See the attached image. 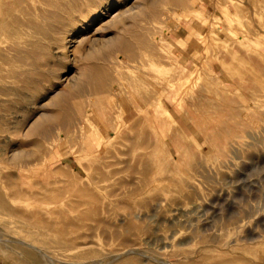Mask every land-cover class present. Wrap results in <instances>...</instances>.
<instances>
[{"label":"rangeland","instance_id":"1","mask_svg":"<svg viewBox=\"0 0 264 264\" xmlns=\"http://www.w3.org/2000/svg\"><path fill=\"white\" fill-rule=\"evenodd\" d=\"M11 1L0 0V189L20 193L17 208L75 226L53 238L0 221V264L42 257L23 239L45 264H264V0ZM101 79L103 91L92 89ZM158 94L186 132L198 130L187 149L148 115L132 133ZM53 113L68 120L29 132ZM118 119L125 135L115 137ZM12 151L44 158L5 162ZM147 176L161 181L133 199ZM192 200L201 208L180 216Z\"/></svg>","mask_w":264,"mask_h":264},{"label":"bare ground","instance_id":"2","mask_svg":"<svg viewBox=\"0 0 264 264\" xmlns=\"http://www.w3.org/2000/svg\"><path fill=\"white\" fill-rule=\"evenodd\" d=\"M16 1H25V0H12L11 2H16ZM51 1H55V2H57V0H51ZM50 1V2H51ZM82 2L84 1V2H86V1H89V0H81ZM173 1H180V0H173ZM83 2V3H84ZM53 3V2H52ZM183 3H184V1H183ZM54 4V3H53ZM60 4L62 5V6H64L65 5V3H63V1H61L60 2ZM256 5V4H255ZM260 6V5H259ZM57 7V6H56ZM248 7V6H247ZM1 12H4V9H5V6L3 5V6H1ZM13 9V8H12ZM61 10H63V9H61ZM28 13V12H27ZM30 14V13H29ZM33 14V13H32ZM55 15V14H54ZM186 15V14H185ZM47 16V15H46ZM50 16V15H49ZM49 18V17H48ZM51 19H53L52 17H51ZM1 21H2V19H0ZM1 21H0V23H1ZM23 21H21V23H22ZM10 23V22H9ZM8 23V24H9ZM57 23V22H56ZM59 24H61V25H63L64 24V21H60L59 20V22H58V25ZM12 25V24H11ZM6 26V25H5ZM4 26V27H5ZM15 27V26H14ZM1 30V29H0ZM4 30V29H3ZM17 30H18V28H17ZM12 31H13V29H12ZM8 32V31H7ZM14 32V31H13ZM35 36V35H34ZM33 36V37H34ZM36 38V37H35ZM38 38H39V36H38ZM125 38V37H124ZM35 42V41H37V40H32L31 41V43L32 42ZM42 42V41H41ZM31 43L29 44V45H31ZM37 43V42H36ZM39 43V42H38ZM141 43H142V41H141ZM44 44V43H43ZM18 45V44H17ZM38 45H40V44H38ZM34 46H35V44H34ZM33 46V47H34ZM40 46H42V45H40ZM21 48H23L22 47V45L20 46ZM43 47V46H42ZM41 47V48H42ZM36 48H37V44H36ZM40 48V47H39ZM1 49V48H0ZM25 49H26V47H25ZM27 49H28V47H27ZM248 49V48H247ZM18 50H20V49H18ZM32 50V49H31ZM125 50H127V49H125ZM228 51H229V49H227ZM28 51V50H27ZM40 52V51H39ZM18 54L20 53V52H17ZM25 53V52H24ZM38 53V52H37ZM193 53H195V52H193ZM230 53V52H229ZM0 54H3L4 55V53H0ZM25 54H27V53H25ZM35 54V53H34ZM134 54V53H133ZM2 56V55H1ZM7 56V55H6ZM28 56V55H27ZM197 56V55H196ZM199 56V55H198ZM197 56V57H198ZM238 56H241V55H238ZM5 57V56H4ZM18 57V56H17ZM28 57H30V56H28ZM132 57V56H131ZM130 57V58H131ZM196 57V58H197ZM233 57V56H232ZM8 58V57H7ZM32 60H35V59H33L32 58V56L30 57ZM236 58V57H235ZM239 58H241V57H239ZM18 59H19V57H18ZM29 59V58H28ZM28 59H27V61H28ZM30 59V60H31ZM208 59H210V58H208ZM244 59V58H243ZM0 60H2V59H0ZM29 60V61H30ZM197 60V59H196ZM199 60V59H198ZM236 60H237V58H236ZM241 60V59H240ZM2 61H5V60H2ZM19 61V60H18ZM6 62H8V61H6ZM6 62H5V64H6ZM34 61H31V63H33ZM212 62V61H211ZM3 63V62H2ZM8 63H10V62H8ZM8 63H7V65H8ZM243 63V62H242ZM226 64V63H225ZM233 64V63H232ZM248 64V63H247ZM256 64H260V63H256ZM10 65V64H9ZM261 65V64H260ZM261 66H263L264 67V65H261ZM233 67V66H232ZM231 67V68H232ZM242 68V67H244V66H239L238 65V67L237 68ZM251 68V67H250ZM245 69V68H244ZM8 70V69H7ZM238 70V69H237ZM242 70V69H241ZM235 71V70H234ZM244 71H246V70H244ZM2 72V70H1V68H0V81L3 79V73H1ZM197 72V71H196ZM237 72V71H236ZM239 72H240V70H239ZM189 74V73H188ZM238 74V73H237ZM240 74V73H239ZM190 75V74H189ZM188 75V76H189ZM244 75V74H243ZM23 76V75H22ZM241 76V75H240ZM239 76V77H240ZM188 78V77H187ZM189 79V78H188ZM25 80V79H24ZM186 81L188 82V80L186 79ZM202 82H203V80H201ZM205 81H206V79H205ZM186 83V82H185ZM95 87H94V86ZM92 86V89L93 88H96V90H102L103 89V87H104V85H103V80L101 79L99 82H97L96 83V85L95 84H93ZM208 85H210V84H208ZM207 86V85H206ZM168 87V86H167ZM212 87V86H211ZM83 88V87H82ZM209 88H210V86H209ZM189 89V88H188ZM207 89V88H206ZM214 89V88H213ZM213 89H212V91H213ZM75 90H80V86L79 85H77L76 86V88H75ZM95 90V89H94ZM103 91V90H102ZM69 91H65V92H62V93H60L58 96L60 97V99H52L50 102H49V104L52 106V107H55V106H57V104H58V102L60 101V100H65L66 99V95H68L69 93H68ZM213 93H216V92H213ZM63 95V96H62ZM161 95L160 94H158L157 95V98H156V105H152L151 107H154V113L152 114L151 112H150V107H148L147 109H146V112H143V113H140V114H143V116H140V117H137L136 119H133V122L131 123V125H132V128H130L131 129V131H132V133L133 134H138L139 133V128H141V126H142V124H144L145 123V120L147 119V115H148V117L152 120L153 119V121L155 122V123H157V125L159 126V127H161V126H164V125H171L172 126V129H166L165 130V132H164V135L167 137V139L169 140V143L172 145V147H174V148H176V150L177 149H181V150H185V149H187V147H188V143L189 142H196L197 141V135H198V130L193 126V125H190L189 126V130H190V132H186L178 123H177V121H176V116L178 115L177 114V111L176 110H174V109H172V108H170V107H165L163 104H162V102H161V97H160ZM169 97V96H168ZM136 98V97H135ZM73 100V99H72ZM152 100H153V97H152ZM150 102H152V101H150ZM142 103V102H141ZM170 103V102H169ZM179 105H178V107H179V109L181 110H184V108L180 105V103H178ZM131 105V104H130ZM70 106L71 107H76L77 105L74 103H71L70 104ZM156 106V107H155ZM132 107L134 108H136V106H134V105H132ZM114 108V107H113ZM139 108V107H138ZM138 110H140V109H138ZM181 110V111H182ZM129 111V110H128ZM246 111V110H245ZM244 111V112H245ZM241 113H243V112H241ZM161 114H163L164 116H162ZM247 114V113H246ZM243 116V115H242ZM179 117H181L182 119H184V115L183 114H180L179 115ZM132 118H135V117H132ZM131 118V119H132ZM235 118V117H234ZM68 120V118H67V116L65 115V114H63V115H60V114H57V113H53V114H49V115H47L43 120H41L40 122H37V123H33V125H31L30 127H29V132H32V131H36V132H38V133H41V132H43V133H46V132H44V131H46L45 129L47 128V123L48 122H53V121H62V122H66ZM249 120V119H248ZM147 122V121H146ZM256 122V121H255ZM258 122V121H257ZM188 124H190V123H188ZM253 126V125H252ZM255 126V125H254ZM162 129V128H161ZM256 129V128H255ZM110 131H113L114 133H115V137H118V136H120V135H122V134H124L125 135V132L124 133H122L123 131H122V128H121V124H120V121H119V119H118V121H117V123H114V124H112L111 126H110V129H109ZM106 131L103 135H101V137H106L107 135H109L110 134V131ZM22 133H23V131H22ZM127 134V133H126ZM162 136V135H161ZM0 137H5L4 135H3V133H1L0 134ZM123 138H125L124 136H123ZM146 138H147V136H146ZM7 139V138H6ZM256 139V138H255ZM165 140V139H164ZM257 140V139H256ZM145 142H147V139H146V141ZM130 144H133V143H131V141H130ZM145 144V143H144ZM143 144V146H145ZM169 146V145H168ZM36 148H40V146L39 145H37V147ZM106 147L105 146H103V148L101 149V150H103V149H105ZM125 148V147H124ZM49 148H44V149H42L41 151H39V152H41V153H44L45 151H47ZM128 149H130V148H128ZM200 150V149H199ZM104 151V150H103ZM122 153V152H121ZM128 153V152H127ZM128 155H130L129 153H128ZM47 156V155H46ZM24 158V161H26V162H32V161H37L38 159H40V158H44V154H41L40 155V158H39V156L38 155H36L33 151H26V152H24V153H20V152H18V151H12V154H8V157L5 159L6 161L5 162H9V163H11V164H13L12 162H14V161H16V160H19V159H21V158ZM130 157V156H129ZM127 162V161H126ZM18 166L19 167H16V168H23V165H22V163H20V164H18ZM26 166V165H25ZM2 167V166H1ZM27 168V167H26ZM24 169V168H23ZM1 168H0V173H1ZM18 170V169H17ZM9 174H11V172H9V171H7L6 172V174H5V177H8L9 176ZM147 178H149L148 180H143L141 183H139V184H136L133 188H131V190H130V193H129V195L133 198V199H139V198H143L144 196H145V192L147 191V190H150V189H152V188H155L156 186H157V183H159L160 181H161V178H155V177H148L147 176ZM1 183V182H0ZM130 184V183H129ZM134 184V183H133ZM125 188V187H124ZM16 189V188H15ZM24 191V190H23ZM43 191V190H42ZM128 191V190H127ZM35 194H38V193H35ZM193 194V193H192ZM42 198V197H41ZM44 198H46V197H44ZM22 200V197H21V195H20V193H13L12 195H9L8 197H5V193H3V190H1L0 189V213H2V212H7V217H0V221H2V222H4V223H7V224H9V223H13L14 221H19V222H22L23 224H25L26 226H28V227H30V228H33V229H35V230H38V231H40V232H42L44 235H47V236H52L53 238H56V236H62V235H64V233H65V231H67L66 233H72V232H74V226H75V224H73L72 222H65V221H63V220H57V221H53V220H49V219H47L44 215H43V213L42 212H38V211H40V210H37L36 209V214L35 213H32L30 210H29V208H28V210L26 211L25 209H23V208H17L16 206H13L12 205V202H14V201H16V202H19V201H21ZM169 200V199H168ZM190 205H191V207L192 208H184V207H178V208H176V211L178 212V214L180 215V216H187L189 213H192L193 211L194 212H196L198 209H200L201 208V204H199L198 202H196L195 200H192L191 202H190ZM175 210V209H174ZM53 212H54V210H53ZM56 214V213H55ZM26 215V216H25ZM188 217V216H187ZM21 218L22 219H24L23 221L21 220ZM186 218V217H185ZM175 219V218H174ZM65 233V234H66ZM171 237V236H170ZM146 240V239H145ZM159 241H160V238L158 239ZM157 240V241H158ZM162 240V239H161ZM162 242V241H161ZM22 243H24L25 245H28V246H31V247H33V249H35V250H38V252H41L43 255H42V257L38 254V253H30V254H28V255H30L32 258H29L30 259V261H32V262H34L35 264H38V263H40L41 262V258H43V256L44 255H46L45 254V251H44V249H41V248H39V247H37V246H33V243L31 242V241H28V240H26V239H23L22 240ZM69 243V242H68ZM164 244V243H163ZM162 244V245H163ZM168 246V245H167ZM172 247V246H171ZM112 255V254H111ZM194 255V254H193ZM48 257V256H47ZM110 258H118V256L117 255H112V257H110ZM182 258V257H181ZM190 258V257H189ZM191 258H192V256H191ZM54 259V258H53ZM95 259V258H94ZM122 259V258H121ZM137 259V258H136ZM161 259H163V258H161ZM178 260H177V264H187V259H179V258H177ZM109 260V259H108ZM150 260V259H149ZM227 260H228V258H227ZM117 261V260H116ZM155 261V260H154ZM165 261V260H164ZM195 261V260H194ZM69 262V261H68ZM75 262V261H74ZM96 262H98V260L96 261ZM96 262H95V260H94V262L93 263H95L96 264ZM100 262V261H99ZM112 262V261H111ZM153 262V261H152ZM204 262V261H203ZM41 263H43V261L41 262ZM40 263V264H41ZM46 262L44 261V263L43 264H45ZM102 263V262H101ZM100 263V264H101ZM160 263V262H159ZM162 263V262H161ZM160 263V264H161ZM192 263H193V261H192ZM198 263V262H197ZM226 263V262H225ZM76 264V263H75ZM82 264V263H81ZM92 264V263H91ZM109 264V263H108ZM122 264V263H121ZM204 264V263H203ZM219 264H222V262H219Z\"/></svg>","mask_w":264,"mask_h":264}]
</instances>
